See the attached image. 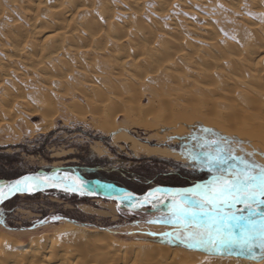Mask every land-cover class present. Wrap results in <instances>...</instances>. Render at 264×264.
<instances>
[{
  "label": "bare ground",
  "instance_id": "1",
  "mask_svg": "<svg viewBox=\"0 0 264 264\" xmlns=\"http://www.w3.org/2000/svg\"><path fill=\"white\" fill-rule=\"evenodd\" d=\"M5 2L0 0L6 52L0 63V114L14 102L29 106L43 84L72 88L86 83L93 91L107 88L106 96L100 94L102 105L90 101L92 114L102 126L111 124L104 131L111 130L115 141L123 139L135 156L185 159L169 150L137 148L134 139L115 133L114 116L147 129L189 127L200 137H223L250 151L264 150V0H200L204 16L192 12L193 0H122L128 8L121 11V23L115 21L112 0ZM149 4L175 27L173 32L158 22L147 24ZM11 9L20 11L23 20L12 18ZM179 12L195 17L184 31L176 29ZM80 92L89 99L91 94ZM149 119L159 124L154 127ZM104 208L81 207L87 214L114 213L113 205ZM74 224L65 222L54 234L26 244L0 233V264H264L259 248L254 255L132 248Z\"/></svg>",
  "mask_w": 264,
  "mask_h": 264
},
{
  "label": "rangeland",
  "instance_id": "2",
  "mask_svg": "<svg viewBox=\"0 0 264 264\" xmlns=\"http://www.w3.org/2000/svg\"><path fill=\"white\" fill-rule=\"evenodd\" d=\"M193 1L195 4L192 12L204 16V8L200 0ZM4 2L5 0H2V3ZM112 2L117 13L115 21L121 23L123 16L121 11L128 7L122 4V0H112ZM7 11L12 18L23 20L22 13L17 9ZM156 14V8L152 4L145 8L144 15L148 19H145L146 22L149 21L148 25L158 22L157 25L168 33L175 30L166 18ZM178 15L181 16L180 26L176 28L179 31L185 30L183 25L195 22L193 14L179 12ZM2 45L5 46V42L1 38L0 63L5 62L2 55L6 54ZM78 80L80 82H77L82 83L81 78ZM53 86L47 87L43 84L42 92L36 95V99L29 101V106L14 102L9 107H3L0 114V179H13L37 170L59 169L82 173L93 180H114L121 183L120 185L125 189L137 194L144 192L148 186L185 185L187 182L177 177L182 171L191 173L197 178L196 183L187 188L207 183L211 179L212 173L206 168H201L198 161L190 158V154L201 158L207 152L214 154L219 145L213 144L212 141L220 138L200 137L189 127H176V130L165 131L156 127L159 123L155 119H149L148 122L156 128L147 129L138 126L123 115L114 116L113 123L117 126L115 133L134 139L138 144L137 148L145 146L156 151L169 150L177 152L185 159L176 160L169 155L135 156L123 139L115 141L111 130L104 131V128L111 127V124L102 126L103 124L92 114L96 106L102 105L100 94L102 92L104 96L107 95L106 87L99 86L93 91L86 83L82 85L76 83L72 88ZM82 89L86 94H91L89 99L80 92ZM140 94L141 91L136 93L138 96ZM145 99L146 97L142 101L143 106L148 105ZM90 101L93 105L96 101L99 104L93 107ZM119 108L127 110L121 105ZM228 141L231 148L236 149V155L255 153L253 159L264 165V155H262L264 150L250 151L230 139ZM97 149L101 154L96 153ZM138 152L141 153L139 150ZM63 194L48 192L28 197L18 196L0 205V233L6 235L8 239L20 238L19 240L26 244L32 237L42 240L46 235L54 234L63 223L74 224L71 222L74 221V225L88 231H97V226L108 229L102 231L106 238L127 247L182 248L191 253L203 251L189 248L179 237L167 235L176 232L179 228L178 224H173L170 220L152 222L165 217L160 211L151 209L123 211L110 201L71 198ZM107 205L114 206V213L110 216L87 214L81 209L85 206L93 210L107 211L104 208ZM57 218L62 220H56ZM230 251L238 255L244 253L239 248Z\"/></svg>",
  "mask_w": 264,
  "mask_h": 264
},
{
  "label": "snow or ice",
  "instance_id": "3",
  "mask_svg": "<svg viewBox=\"0 0 264 264\" xmlns=\"http://www.w3.org/2000/svg\"><path fill=\"white\" fill-rule=\"evenodd\" d=\"M212 143L219 145L214 154L207 152L202 158L190 154L212 173L211 179L180 191L181 200L174 202L171 214L152 222L178 224V230L167 235L181 238L189 248L210 252L239 248L253 255V249L259 248L264 252V165L253 159L255 153L236 155L227 138ZM22 184L15 181L9 192L24 191ZM26 187L31 190L30 185ZM5 197L0 188V203Z\"/></svg>",
  "mask_w": 264,
  "mask_h": 264
},
{
  "label": "water",
  "instance_id": "4",
  "mask_svg": "<svg viewBox=\"0 0 264 264\" xmlns=\"http://www.w3.org/2000/svg\"><path fill=\"white\" fill-rule=\"evenodd\" d=\"M24 178L28 179L25 180ZM17 180L23 181L21 187H24L25 190L22 192L10 193L9 185L14 184ZM28 185L31 186V190H28L26 187ZM0 188H2L6 194L4 201L0 203V205L16 196H28L46 191H54L86 199L110 201L115 203L116 207L123 211L142 209L160 211L163 216L170 215L174 202H179L181 200L178 193L184 189H190L157 186L137 194L114 184L88 179L80 173L59 169L37 170L13 179H0ZM127 194L131 195L129 196ZM237 207L243 206L237 205ZM261 207L264 208V206ZM56 220L62 219L58 218ZM71 222L75 223L74 221ZM96 228L99 231L108 230L98 226Z\"/></svg>",
  "mask_w": 264,
  "mask_h": 264
},
{
  "label": "trees",
  "instance_id": "5",
  "mask_svg": "<svg viewBox=\"0 0 264 264\" xmlns=\"http://www.w3.org/2000/svg\"><path fill=\"white\" fill-rule=\"evenodd\" d=\"M80 174H82V173H80ZM83 175V174H82ZM83 176H85V175H83ZM86 177V176H85ZM177 177L182 181H186L187 183L185 184V185H179V186H172V185H167V186H171V187H179V188H187V187H191V186H193L195 183H196V181H197V178H194L193 177V175L191 174V173H187V172H185V171H182V172H179V174H177ZM87 178V177H86ZM89 179V178H88ZM106 180V179H105ZM103 181V180H102ZM103 182H106V183H110V184H114V185H116V186H118V187H121V188H125L123 185H120L121 183H118L117 181H114V180H107V181H103ZM154 187V186H153ZM153 187H146L147 189L146 190H148V189H150V188H153ZM146 190H144V191H146ZM48 192H50V191H46V192H41V193H38V194H34V195H39V194H42V193H48ZM143 193V192H142ZM28 196H32V195H28ZM27 196V197H28ZM63 196H67V197H71V198H80V199H84V198H82V197H78V196H74V195H69V194H63ZM16 197H18V196H16ZM15 198V197H14ZM9 201V200H8ZM8 201H6V202H4L3 204H1V205H4L5 203H7Z\"/></svg>",
  "mask_w": 264,
  "mask_h": 264
}]
</instances>
